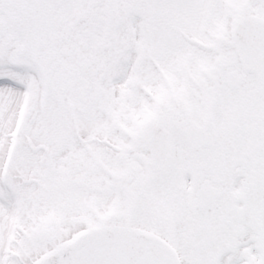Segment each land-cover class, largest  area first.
Instances as JSON below:
<instances>
[{
	"label": "snow or ice",
	"instance_id": "obj_1",
	"mask_svg": "<svg viewBox=\"0 0 264 264\" xmlns=\"http://www.w3.org/2000/svg\"><path fill=\"white\" fill-rule=\"evenodd\" d=\"M0 264H264V0H0Z\"/></svg>",
	"mask_w": 264,
	"mask_h": 264
}]
</instances>
